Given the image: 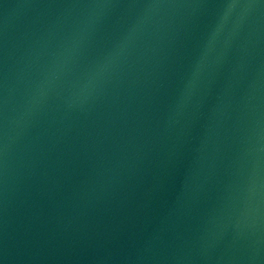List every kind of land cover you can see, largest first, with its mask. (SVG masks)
<instances>
[{
	"label": "water",
	"instance_id": "95a60500",
	"mask_svg": "<svg viewBox=\"0 0 264 264\" xmlns=\"http://www.w3.org/2000/svg\"><path fill=\"white\" fill-rule=\"evenodd\" d=\"M0 264H264V0H0Z\"/></svg>",
	"mask_w": 264,
	"mask_h": 264
}]
</instances>
